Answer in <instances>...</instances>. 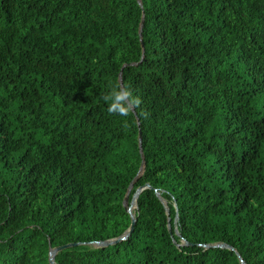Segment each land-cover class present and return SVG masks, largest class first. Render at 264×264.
<instances>
[{"label":"trees","instance_id":"16d2710c","mask_svg":"<svg viewBox=\"0 0 264 264\" xmlns=\"http://www.w3.org/2000/svg\"><path fill=\"white\" fill-rule=\"evenodd\" d=\"M140 1L0 0V264H264V0Z\"/></svg>","mask_w":264,"mask_h":264},{"label":"clouds","instance_id":"9594fccd","mask_svg":"<svg viewBox=\"0 0 264 264\" xmlns=\"http://www.w3.org/2000/svg\"><path fill=\"white\" fill-rule=\"evenodd\" d=\"M101 99L107 106V112L110 115L121 117H127L130 113L140 108L142 104V99L138 95H134L127 85H117L103 95ZM140 115L147 118L149 114L147 112H141ZM123 124L124 127H128L126 120Z\"/></svg>","mask_w":264,"mask_h":264},{"label":"bare ground","instance_id":"6f19581e","mask_svg":"<svg viewBox=\"0 0 264 264\" xmlns=\"http://www.w3.org/2000/svg\"><path fill=\"white\" fill-rule=\"evenodd\" d=\"M141 22H142V26H143V15H142V20H141ZM141 24V23H140ZM141 31H142V28H141ZM141 31H140V33H139V28H138V36H139V40H140V42H141ZM141 47H142V49H143V44H142V42H141ZM132 65H134V64H131V66ZM118 81L120 82L121 81V73L119 74V77H118ZM122 82V81H121ZM119 85H121L120 83H119ZM134 113V112H133ZM137 124H138V122H137ZM139 125V124H138ZM138 147H139V153H140V156H141V159L143 160L144 158H143V153H142V150H141V140L139 141L138 140ZM144 161V160H143ZM144 168H145V163H144V165L143 166H141L140 165V168H139V171H138V176H141L142 175V173H143V171H144ZM148 185V184H147ZM131 186V188H129ZM129 187H128V189H127V192H126V194H125V196H124V198L127 196V205H124V203H122L123 204V208H124V210H125V212L128 214V216H129V218H130V221H131V217L130 216H132V218L135 220V217H134V211L136 210V208H137V198H138V196L135 198V201H134V203L131 205V200H132V197H133V195H132V197H131V200L129 201V195H130V191L132 190V188H133V183L130 185ZM135 193V192H134ZM158 199L160 200V202L162 203V205L164 206V208H165V211H166V213H168L167 211H168V209H167V207H166V203H165V201L161 198V197H158ZM123 201H124V199H123ZM132 208H134V210L133 211H131V209ZM177 215L175 216V219H174V226H176V222H177ZM135 222H136V220H135ZM167 227H170V224H169V218L167 219ZM173 231H174V229H173ZM177 237H179L180 238V244H176V246L177 247H179V246H189V244L188 243H186L185 241H184V239H182L181 237H180V235H179V233H178V231H176L175 233H174ZM108 241H110V240H107V241H105V242H94V243H90L89 245L91 246V247H94V248H105V247H107V246H109V245H103L104 243H106V242H108ZM125 241V240H124ZM174 244V243H173ZM184 244V245H183ZM68 245V244H67ZM81 244H73V246L71 247V248H73V247H77V246H80ZM211 245V244H210ZM212 245H215V244H212ZM206 246L207 245H203L202 247L204 248V249H209V248H206ZM228 246V245H227ZM60 247V246H59ZM230 247V246H229ZM56 248H58V247H55V248H52V249H56ZM210 248H213V247H210ZM231 249H229V248H219V249H227V250H230V251H233V248L232 247H230ZM63 251V250H62ZM61 250L60 251H57L55 254H54V257H53V262H54V264H56L55 263V256L58 254V253H60V252H62ZM49 252V251H48ZM236 256H237V258H238V261H239V263L240 264H243L244 262L242 261V259H241V257L236 253ZM49 263V262H48ZM245 264V263H244Z\"/></svg>","mask_w":264,"mask_h":264},{"label":"water","instance_id":"95a60500","mask_svg":"<svg viewBox=\"0 0 264 264\" xmlns=\"http://www.w3.org/2000/svg\"><path fill=\"white\" fill-rule=\"evenodd\" d=\"M138 3L140 4L141 1L138 0ZM141 28H142V22L139 26V33L141 31ZM120 84L122 85L121 81H120ZM138 140L140 141L141 140V132L139 131L138 132ZM144 165V161L142 160L141 162V166ZM131 188V186L129 187ZM144 189H150L152 190L153 188L149 185H145L144 187H141V188H137L133 197H132V200H131V205L134 203L135 201V198L144 190ZM154 192L156 194L157 197H160V193L157 192V190L154 189ZM124 205H127V196L124 198V201H123ZM131 217V221H130V224H129V227L128 229L121 235V237H118V238H115V239H111L110 241L104 243L103 245H113V244H116L120 241H124L126 240L132 233L133 229H134V225H135V220ZM168 229V233L171 235V229L170 227H167ZM177 231V226H174V233ZM173 243L175 244V242L173 241ZM184 245V244H183ZM73 246V244H68V245H64V246H60L56 249H52L50 248L49 249V252H48V262L49 264H54L53 262V257H54V254L57 252V251H62V250H65V249H68V248H71ZM210 247H213V248H229L231 249L229 246L223 244V243H219V244H215V245H207L206 248H210ZM244 264V263H243Z\"/></svg>","mask_w":264,"mask_h":264}]
</instances>
